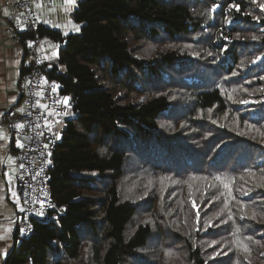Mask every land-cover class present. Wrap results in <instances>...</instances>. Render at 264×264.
<instances>
[{
    "label": "trees",
    "instance_id": "obj_1",
    "mask_svg": "<svg viewBox=\"0 0 264 264\" xmlns=\"http://www.w3.org/2000/svg\"><path fill=\"white\" fill-rule=\"evenodd\" d=\"M261 4L81 0L78 33L39 28L71 115L55 207L3 264H264Z\"/></svg>",
    "mask_w": 264,
    "mask_h": 264
},
{
    "label": "built area",
    "instance_id": "obj_2",
    "mask_svg": "<svg viewBox=\"0 0 264 264\" xmlns=\"http://www.w3.org/2000/svg\"><path fill=\"white\" fill-rule=\"evenodd\" d=\"M34 1L53 2L9 0L11 13L6 21L7 30L15 44L23 46L22 33L35 35L31 41L34 43L28 49L30 67L20 76V103L10 107L3 116L5 124L19 142L13 157L19 164V169L12 182L20 202L17 216L20 220L19 242L32 234L35 221L47 222L49 212L55 207L49 171L52 153L63 131L58 127L68 115L69 107V101L67 104L63 102L59 85L51 81L45 83L42 70L45 57L40 51L42 40L38 35L39 28L45 25L31 6ZM18 124L24 127H16Z\"/></svg>",
    "mask_w": 264,
    "mask_h": 264
},
{
    "label": "crops",
    "instance_id": "obj_3",
    "mask_svg": "<svg viewBox=\"0 0 264 264\" xmlns=\"http://www.w3.org/2000/svg\"><path fill=\"white\" fill-rule=\"evenodd\" d=\"M8 1L0 0V237H3L0 239V264L15 248L16 232L20 224L17 217L20 202L12 183L19 169V164L13 160L19 142L5 124L3 116L10 107L20 103V76L23 69L28 70L30 67V58L24 47L15 44L7 30L6 21L11 13ZM80 1L76 0L74 6L66 4L65 0H53L52 3L34 1L31 6L46 27L70 34L80 31H74L73 24L79 25L81 29V25L72 16ZM41 40L40 51L45 57V63L51 67L64 43L48 36L41 37Z\"/></svg>",
    "mask_w": 264,
    "mask_h": 264
},
{
    "label": "snow or ice",
    "instance_id": "obj_4",
    "mask_svg": "<svg viewBox=\"0 0 264 264\" xmlns=\"http://www.w3.org/2000/svg\"><path fill=\"white\" fill-rule=\"evenodd\" d=\"M65 3L68 4V5H73L74 6L76 4V0H65ZM37 6L39 7L40 5H37ZM230 7L236 8L237 10H239V5H237V4H233ZM260 7L264 8V4H261ZM256 19H259V17H257ZM72 28H73L74 31H77V32L80 30L79 25H76V24H73ZM33 43L34 42L30 41L29 42V47H31ZM53 47H56V46H53ZM53 55H56V53H53ZM45 83H47L46 79H45ZM245 91H247V89H245ZM68 100H69L68 97H64L63 98V102L65 104L68 103ZM244 103H247V101H244ZM44 107H47V105H44ZM19 111L23 112L24 109H19ZM16 127L22 128V127H24V125L18 124V125H16ZM20 146L22 147L23 145H20ZM226 187H227V185H226ZM261 187H264V184H262ZM233 199H235V197H233ZM194 206H195V204H194ZM245 215H247V213H245ZM229 218L231 219V217H229ZM255 218H256V214H255V212H253L252 219H255ZM0 239H3V237H0ZM249 239H251V238L249 237ZM213 243H218V242H213ZM256 243L259 244L260 242L256 241ZM243 248H244L245 252H250V249H249L248 245H243ZM168 254L171 255V253H168ZM216 254H221V253H216ZM237 264H239V262H237ZM249 264H250V262H249Z\"/></svg>",
    "mask_w": 264,
    "mask_h": 264
},
{
    "label": "rangeland",
    "instance_id": "obj_5",
    "mask_svg": "<svg viewBox=\"0 0 264 264\" xmlns=\"http://www.w3.org/2000/svg\"><path fill=\"white\" fill-rule=\"evenodd\" d=\"M46 79V78H45ZM46 81H48L47 79H46ZM69 101V100H68ZM71 115V113H69L67 116H66V118L68 117V116H70ZM66 118H64L63 119V121H62V123L59 125V127H58V129H60V130H63V128H64V126H65V124H66Z\"/></svg>",
    "mask_w": 264,
    "mask_h": 264
}]
</instances>
